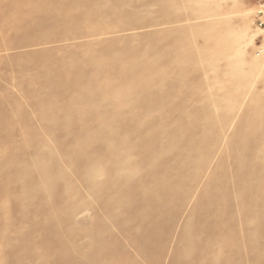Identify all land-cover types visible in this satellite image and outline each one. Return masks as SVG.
Listing matches in <instances>:
<instances>
[{
  "label": "rangeland",
  "instance_id": "1",
  "mask_svg": "<svg viewBox=\"0 0 264 264\" xmlns=\"http://www.w3.org/2000/svg\"><path fill=\"white\" fill-rule=\"evenodd\" d=\"M258 4L0 0V264H264Z\"/></svg>",
  "mask_w": 264,
  "mask_h": 264
},
{
  "label": "bare ground",
  "instance_id": "2",
  "mask_svg": "<svg viewBox=\"0 0 264 264\" xmlns=\"http://www.w3.org/2000/svg\"><path fill=\"white\" fill-rule=\"evenodd\" d=\"M54 1H57V0H54ZM81 4V3H80ZM83 4V3H82ZM55 6V5H54ZM53 8V7H52ZM46 9V8H45ZM168 24H170V23H178V22H180V20H178L177 18H175V19H168L167 21H166ZM6 26V25H5ZM207 28V27H206ZM207 40L208 41H212L213 40V38L211 37V38H209V37H207ZM29 41V40H28ZM32 41V40H31ZM7 46H9V45H7ZM12 48V47H11ZM194 69H197V70H199V71H201V69H207V70H209V71H212V72H217V68H215V67H213L212 65H208V66H206V68H205V66H202V65H200V64H196L195 65V67H194ZM198 118V117H197ZM182 120V119H181ZM173 121V120H172ZM180 121V120H179ZM166 123V122H165ZM168 123V122H167ZM170 123V122H169ZM176 140V139H175ZM181 141V140H180ZM145 152H146V150H145ZM177 152V151H176ZM177 154H178V152H177ZM227 203V202H226ZM135 205H138V204H135ZM157 237V236H156ZM224 241V239H221L219 242L218 241H216V242H218V243H220V244H222V243H224L223 242ZM41 248V247H40ZM188 248V247H187ZM20 249V248H19ZM188 251V250H187ZM189 252V251H188ZM38 253V252H37ZM128 256V255H127ZM48 257V256H47ZM208 260V259H207ZM204 261V263L203 264H213V260H212V258H211V260L208 262V261ZM80 263V262H79Z\"/></svg>",
  "mask_w": 264,
  "mask_h": 264
},
{
  "label": "built area",
  "instance_id": "3",
  "mask_svg": "<svg viewBox=\"0 0 264 264\" xmlns=\"http://www.w3.org/2000/svg\"><path fill=\"white\" fill-rule=\"evenodd\" d=\"M256 16L259 20V26L264 27V0H259Z\"/></svg>",
  "mask_w": 264,
  "mask_h": 264
}]
</instances>
